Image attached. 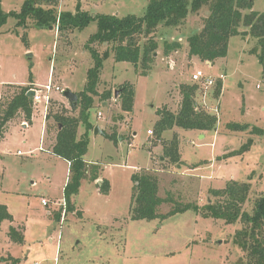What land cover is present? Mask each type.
<instances>
[{
  "label": "rangeland",
  "instance_id": "rangeland-1",
  "mask_svg": "<svg viewBox=\"0 0 264 264\" xmlns=\"http://www.w3.org/2000/svg\"><path fill=\"white\" fill-rule=\"evenodd\" d=\"M23 1L1 0L0 6L6 12L20 11ZM79 2L82 10L118 16H141L149 3L58 0L54 7L57 11H75ZM250 2L253 7L243 9L244 14L253 9L264 12V0ZM210 12V5H204L190 12L177 27L161 23L156 28L152 39L159 47L147 76L140 74L142 64L136 68L130 61L118 62L113 53L105 60L98 89L101 92L115 87L118 94L111 89L112 97L106 106L101 95L94 96L89 110L93 125L88 130L90 143L84 158L88 169L97 164L99 178L91 179V171L88 172L73 196L71 208L64 190L70 178V164L53 152L47 135L57 134L56 114L78 116L80 97L73 110L63 92L53 91L47 123L42 113H35L34 120L25 128L20 123L26 117L19 111L13 122L17 124L8 130L5 141L2 138L6 127L0 125V203L13 216L12 221L4 220L0 225V264H250L248 250L234 242L235 233L244 226L241 220L227 223L194 210L164 219L137 220L131 212V205H135L134 174L153 175L159 195L170 199L159 206L160 214L177 204L190 202L202 207L209 200L214 202L218 197L211 190L226 187L230 181L251 185L244 210L252 212L255 201L264 196V135H255L251 130L254 126L264 130V74L259 57L252 51L258 46V39L233 36L226 57L217 58L213 65L191 56L188 37L202 30ZM51 26L37 27L32 19L27 27L19 26L11 16L0 27V122L1 107L3 110L8 105L21 85L41 87L49 83L52 75L54 84L64 90H83L87 70L94 62L87 47L88 38L97 31L98 24L91 21L84 29L65 31ZM239 29L249 27L242 23ZM171 42H180L181 46L165 54V46ZM93 46L100 53L112 47L98 42ZM199 68L215 77L225 75L221 79L223 98L222 89L218 96L215 93L218 82L206 87L203 82L192 80ZM116 78L134 84L136 100L131 111L122 109L120 85L114 84ZM184 85L197 86L199 110L218 118L215 131L173 126L159 134L160 112L165 109L177 114ZM237 122L248 127H228ZM96 127L100 131L95 132ZM150 129L152 133L148 132ZM85 131L81 124L78 137ZM112 133H116L117 142L109 137ZM200 133H207L206 138ZM249 138L254 139L250 150L230 155ZM176 143L179 160L175 162L172 152ZM195 151L199 154L191 159L190 153ZM103 180L109 181L108 193L101 189ZM43 198L48 205L42 203ZM10 226L22 231L26 227L22 242L12 240ZM10 255L19 260L1 261Z\"/></svg>",
  "mask_w": 264,
  "mask_h": 264
},
{
  "label": "trees",
  "instance_id": "trees-1",
  "mask_svg": "<svg viewBox=\"0 0 264 264\" xmlns=\"http://www.w3.org/2000/svg\"><path fill=\"white\" fill-rule=\"evenodd\" d=\"M49 4L46 8L40 4ZM58 0H24L20 11L11 10L6 12L0 6V27L5 25L7 20L13 16L17 19L19 26L27 27L28 20L40 28H48L51 25L57 26L60 31L67 29H84L91 21L98 24L97 31L88 38L87 47L94 60L93 65L87 70V82L82 91L77 93L80 97V110L78 116L56 114L58 124L57 136L52 145L53 152L66 159L70 164V178L65 186V199L69 208L73 196L79 192L82 180L91 171V179L97 180L99 172L97 164L88 169L85 155L88 153L90 135L88 130L92 127L89 110L94 105V96L101 95L103 101L112 97V90L106 89L101 94L98 92L100 74L105 60L113 53V58L118 62L130 61L136 68L142 64L140 74L147 75L154 61V53L159 45L152 34L161 23L177 27L182 24L190 12H196L204 5H210V15L206 18L205 25L201 31L190 35L189 54L199 56L203 60L214 63L217 58L226 57L230 39L235 35L256 37L258 46L254 48L255 53L262 63V73L264 74V12L257 10L250 13H243V9H252L253 4L249 0H148L146 10L141 16L127 14L118 16L110 13L93 14L88 10H82L80 3H77L75 11H57L55 5ZM1 4V0H0ZM55 4V5H54ZM249 27L248 30H240L241 24ZM25 36V35H24ZM142 37L146 41H142ZM111 44L100 53L94 43ZM180 42L167 43L165 54L179 49ZM215 93L218 96L223 86L220 79L217 81ZM33 85L22 86L20 91L13 95V99L2 110L0 125H5L14 116L22 111L29 121L32 119L33 98L28 97L27 92ZM119 96L122 99V109L131 111L135 101L134 84L125 81L119 87ZM196 85H184L181 89L183 100L180 110L175 113L163 109L160 112L161 119L157 122V130L160 135L163 130L173 126L183 127L191 130L215 131L218 118L215 114L200 108L195 97ZM83 124L86 127L84 135L78 137V128ZM231 129L244 130L248 124L231 123ZM253 134L264 135V130L258 126L252 127ZM109 137L117 142L116 133L109 134ZM253 138L243 144L238 151L230 153L238 154L250 150ZM172 160H179L177 143L174 145ZM133 197L135 205H131L133 219H155L168 217L177 213H184L187 210H194L205 217L224 219L227 223H235L239 220L244 226L235 233L234 242L243 249L248 250L250 264H264V196L258 197L252 212L243 209V204L247 201L251 185L249 182H227L226 187L212 189L211 192L217 200H209L202 207L195 203L177 204L165 214L158 213V208L167 197L163 198L158 193V183L151 174H134ZM101 189L108 193L109 181L103 180ZM4 220H13L12 214L7 206L0 203V225ZM10 236L14 242H22L24 234L21 229L10 226ZM19 259H13L16 263ZM12 262V263H13Z\"/></svg>",
  "mask_w": 264,
  "mask_h": 264
},
{
  "label": "built area",
  "instance_id": "built-area-1",
  "mask_svg": "<svg viewBox=\"0 0 264 264\" xmlns=\"http://www.w3.org/2000/svg\"><path fill=\"white\" fill-rule=\"evenodd\" d=\"M192 75H193L192 80L195 83L203 82V84L206 87H212L215 84H217L218 79H224L225 78L224 74H219L220 75L219 77L209 75V74L205 73L203 71V69H201V68H199V70H196ZM49 79H50L49 83H47L44 86H41V87L33 86V87H31V89L34 90V94L31 96V98H33V108L42 107L43 108V110H42L43 116L45 118L47 117L46 115L48 112V107L50 105L51 98H52L51 93L53 91H60V92L64 91V89H62L59 85L54 84V80L52 79V75H50ZM257 86H259V85H257ZM215 111H217V110L215 109ZM98 115L101 117L102 113L98 112ZM24 124L27 126L28 122H24ZM148 132L152 133V130L150 129V130H148ZM40 149H43L42 145L40 146ZM17 153L19 154L20 151H18ZM42 203L44 205H48V200L43 198ZM49 213H51V212H49Z\"/></svg>",
  "mask_w": 264,
  "mask_h": 264
},
{
  "label": "crops",
  "instance_id": "crops-1",
  "mask_svg": "<svg viewBox=\"0 0 264 264\" xmlns=\"http://www.w3.org/2000/svg\"><path fill=\"white\" fill-rule=\"evenodd\" d=\"M80 3V2H79ZM81 4V3H80ZM81 6H82V4H81ZM82 8H83V6H82ZM87 10V9H86ZM106 13V12H105ZM93 14H96V13H93ZM111 14V13H110ZM207 63L209 64V65H213V63H211L210 61H207ZM145 76H147V75H145ZM117 79L118 78H116V80H115V82H114V84H119V85H122L127 79H125L124 81H120V80H118L117 81ZM106 89H113L114 91H116V88L115 87H110V88H106ZM105 91V90H104ZM98 92L101 94L103 91H101L100 92V90L98 89ZM222 94H221V97L223 98V95H224V93H223V89H222V92H221ZM136 94V93H135ZM109 100H110V98H107L106 99V101H103L104 103H103V105L104 106H106L108 103H109ZM135 100H136V96H135ZM134 104H135V101H134ZM133 107H134V105H133ZM35 113H37V114H41L42 113V115H43V111H37V112H35V110L33 109V111H32V119L31 120H27V119H24L25 120V122H28V123H30V122H32L33 120H34V115H35ZM36 114V115H37ZM43 118H45V117H43ZM45 120V122L47 123V117L44 119ZM159 120V118L157 119V121ZM14 122V118H13V120H10L8 123H6L5 124V130H4V135H3V138H2V141H5V139L8 137V136H6L7 135V132H8V130L9 129H11V128H14V125H16L17 123L15 122V123H13ZM45 122L43 121V123L45 124ZM23 127H25V128H27V126L24 124V123H20ZM44 124H43V127H44ZM13 126V127H12ZM42 132H43V129H42ZM135 133V132H134ZM48 134L49 135H47V138H49V146L51 147L53 144H54V142H55V140H56V134L55 135H51L50 134V132H48ZM136 134V133H135ZM200 136L201 137H205L206 138V136H207V133H200ZM43 138V137H42ZM1 141V142H2ZM207 144V143H206ZM43 146V145H42ZM43 148H44V146H43ZM198 152H192V153H190V155H192L191 156V159H195V157H197L198 156ZM68 162V161H67ZM69 163V162H68ZM193 163H195V162H193ZM82 184V183H81ZM51 216H52V214H53V211H51V213H49ZM23 234H24V230L26 231L27 229H26V227L24 226L23 228ZM19 259V257L17 256V257H14L13 255H10V257H4V260L2 259L1 261H3V263L4 262H8V261H11V260H13V259Z\"/></svg>",
  "mask_w": 264,
  "mask_h": 264
},
{
  "label": "water",
  "instance_id": "water-1",
  "mask_svg": "<svg viewBox=\"0 0 264 264\" xmlns=\"http://www.w3.org/2000/svg\"><path fill=\"white\" fill-rule=\"evenodd\" d=\"M51 27H53V26H51ZM33 94H34V90L33 89H31V90H29L27 92L28 97H31ZM115 94H118L117 90L115 91ZM63 96L66 97L69 100L72 109L75 110L77 108V104H78V101H79V97H78L77 93L69 88V89H65L63 91ZM98 131H100V130H99L98 127H96L95 128V132H98Z\"/></svg>",
  "mask_w": 264,
  "mask_h": 264
}]
</instances>
